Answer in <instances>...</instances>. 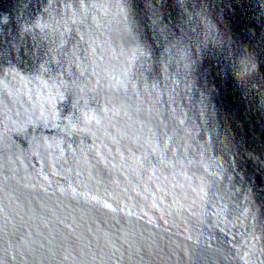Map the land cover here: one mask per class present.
I'll return each instance as SVG.
<instances>
[{"label": "water", "instance_id": "95a60500", "mask_svg": "<svg viewBox=\"0 0 264 264\" xmlns=\"http://www.w3.org/2000/svg\"><path fill=\"white\" fill-rule=\"evenodd\" d=\"M0 264H264V0H0Z\"/></svg>", "mask_w": 264, "mask_h": 264}]
</instances>
